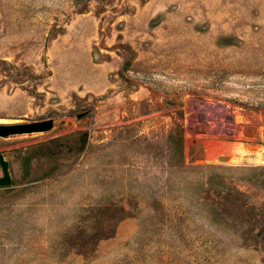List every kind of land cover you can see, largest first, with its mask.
Wrapping results in <instances>:
<instances>
[{
	"label": "rangeland",
	"instance_id": "obj_1",
	"mask_svg": "<svg viewBox=\"0 0 264 264\" xmlns=\"http://www.w3.org/2000/svg\"><path fill=\"white\" fill-rule=\"evenodd\" d=\"M47 119L0 264H264V0H0V125Z\"/></svg>",
	"mask_w": 264,
	"mask_h": 264
},
{
	"label": "water",
	"instance_id": "obj_2",
	"mask_svg": "<svg viewBox=\"0 0 264 264\" xmlns=\"http://www.w3.org/2000/svg\"><path fill=\"white\" fill-rule=\"evenodd\" d=\"M52 127L53 122L50 119L24 124L0 125V137L47 132ZM0 166L3 172V177L0 178V187L9 186L11 184L9 163L4 159L3 155H0Z\"/></svg>",
	"mask_w": 264,
	"mask_h": 264
},
{
	"label": "trees",
	"instance_id": "obj_3",
	"mask_svg": "<svg viewBox=\"0 0 264 264\" xmlns=\"http://www.w3.org/2000/svg\"><path fill=\"white\" fill-rule=\"evenodd\" d=\"M261 214H262V216H264V212H262ZM254 241L256 243H262V244H264V229H262V232L260 233V235L258 236L257 239L254 237Z\"/></svg>",
	"mask_w": 264,
	"mask_h": 264
},
{
	"label": "bare ground",
	"instance_id": "obj_4",
	"mask_svg": "<svg viewBox=\"0 0 264 264\" xmlns=\"http://www.w3.org/2000/svg\"><path fill=\"white\" fill-rule=\"evenodd\" d=\"M219 105H220V104H219ZM189 106H190V105H189ZM191 106H192V105H191ZM213 106H215V105H213ZM197 107H198V106H197ZM206 108H207V107H206ZM225 108H226V107H225ZM215 109H216V108H215ZM195 110H196V109H195ZM205 111H206V110H205ZM205 111H204V112H205ZM215 112H216V111H215ZM198 114H199V113H198ZM196 116H197V115H196ZM219 123H220V122H219ZM219 126H220V124H219ZM220 130H221V129H220ZM220 130H219V131H220Z\"/></svg>",
	"mask_w": 264,
	"mask_h": 264
}]
</instances>
